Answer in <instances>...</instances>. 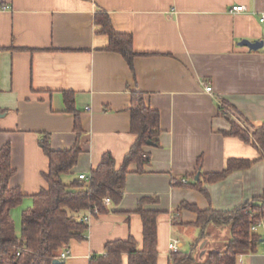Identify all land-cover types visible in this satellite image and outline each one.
<instances>
[{"label": "crops", "instance_id": "0c3cea01", "mask_svg": "<svg viewBox=\"0 0 264 264\" xmlns=\"http://www.w3.org/2000/svg\"><path fill=\"white\" fill-rule=\"evenodd\" d=\"M238 4L245 10L230 11ZM263 11L264 0H0V147L10 143L14 172L8 183L24 194L9 211L14 235H20L22 210L46 187L43 135L53 149L81 148L65 181L89 175L104 152L119 165L135 139L128 106L137 89L159 112L158 145L143 147L150 160L141 171L128 165L120 201L90 215L84 239L63 247L70 253L64 263L89 264L112 239L132 236L141 249L142 220L135 210L144 196L157 201L143 208L160 211L156 264L168 263L171 237L179 239V251L191 250L198 260L225 243L226 225L208 224L200 239L197 213L182 208L174 223L172 210L186 202L225 211L264 193V158L253 144L224 134L230 123L218 113L225 102L241 125L238 113L253 124L264 121ZM98 13L131 35L133 68L119 52L105 49L108 36L96 23ZM242 39L263 45L250 49ZM64 91L73 93L79 135ZM231 158L253 162L203 182L207 196L189 185L201 173L223 171ZM255 231L262 239L255 252L242 254L241 264H264V218ZM121 264H127L126 254Z\"/></svg>", "mask_w": 264, "mask_h": 264}, {"label": "trees", "instance_id": "16d2710c", "mask_svg": "<svg viewBox=\"0 0 264 264\" xmlns=\"http://www.w3.org/2000/svg\"><path fill=\"white\" fill-rule=\"evenodd\" d=\"M96 23L100 31L108 36L105 49L119 52L133 68V58L136 53L132 48L130 34L116 31L106 13L96 15ZM1 49V48H0ZM64 102L68 111L74 112V129L80 133L79 113L74 108L73 93L64 91ZM225 102L218 105V113L224 115L230 123L226 135L240 138L253 144L264 158V121L253 124L242 118V125L230 116ZM129 130L135 134V139L124 155L122 162L117 165L110 152H104L97 166L91 169L88 179L79 177L68 181L63 179L77 162L81 148L75 143L70 148L53 149L48 134L41 138V147L48 157V171L43 173L46 187L32 195L34 204L21 212L20 235L13 233L9 211L18 205L24 194L18 186H10L8 181L14 169L11 166V146L9 142L0 147V264H54L53 260L64 250L63 247L71 239L82 240L85 237L87 222L80 220L83 211L97 213L107 211V205L102 201L108 196L112 203H118L124 192L128 165L136 163L138 171L144 164L149 163L150 154L145 151V145H158L159 112L146 101L143 92L131 91ZM0 111H5L0 109ZM253 160L231 158L227 167L221 172L201 173L189 185L207 196L203 182H214L226 177L237 169L248 168ZM200 160L198 159V168ZM147 201H157L156 196H144L137 205L136 212L142 220V247L132 236L125 239H112L104 244L102 253L92 254L89 264H121L123 254L127 255V264H156L157 261V216L159 210L145 209ZM189 208L197 213L195 225L200 228V239L208 234L206 226L226 225L229 237L225 243L206 251L202 260H198L192 251H176L169 253L167 264H236L239 254L255 252L262 234L252 230L251 226L264 218V193L252 197L230 210H216L211 207L200 209L194 204L182 202L172 210L173 222H177L179 211ZM95 213V214H97ZM58 264H65L60 259Z\"/></svg>", "mask_w": 264, "mask_h": 264}, {"label": "built area", "instance_id": "2783aa9c", "mask_svg": "<svg viewBox=\"0 0 264 264\" xmlns=\"http://www.w3.org/2000/svg\"><path fill=\"white\" fill-rule=\"evenodd\" d=\"M245 8L246 7L244 5H240V4H238V5H232L231 8H230V11L239 12V11L245 10ZM258 19H259V21L264 22V11L263 12H260L258 14ZM204 89L206 91L210 92L211 91V85L205 84ZM78 177L81 178V179H88L89 175H85V174L81 173V174L78 175ZM182 182H185V179H182ZM102 201H103V203L105 205H109L111 203L110 198L108 196L103 197ZM95 213H97L96 208L94 209L93 212L88 211V213L81 214L80 220L86 221L88 223V220H89L90 215H95ZM255 227H256V224L252 225L251 226V229L252 230H255ZM168 249H169L170 252L179 251L180 250L179 239L176 238V237H171L169 239V242H168ZM69 254H70L69 253V250L64 249V250H62L59 253V255L57 256V258L58 259H65L66 257L69 256ZM241 262H242V254H239L238 257H237L236 264H241Z\"/></svg>", "mask_w": 264, "mask_h": 264}, {"label": "water", "instance_id": "95a60500", "mask_svg": "<svg viewBox=\"0 0 264 264\" xmlns=\"http://www.w3.org/2000/svg\"><path fill=\"white\" fill-rule=\"evenodd\" d=\"M241 45H246L248 46V48L250 49H258L259 47H261L263 45V41L262 40H255V41H249L248 39H242L240 42H239ZM2 115V113L0 112V116ZM204 242L201 244V246H203ZM203 251H201L202 253ZM61 260L56 258L53 260V263L54 264H58L60 263Z\"/></svg>", "mask_w": 264, "mask_h": 264}, {"label": "rangeland", "instance_id": "374dc122", "mask_svg": "<svg viewBox=\"0 0 264 264\" xmlns=\"http://www.w3.org/2000/svg\"><path fill=\"white\" fill-rule=\"evenodd\" d=\"M217 228H219V227H217ZM225 230H226V232H228V234H229V230H228V227H227V226L225 227ZM202 243H203V241L201 240L200 243H199V247L201 246Z\"/></svg>", "mask_w": 264, "mask_h": 264}]
</instances>
